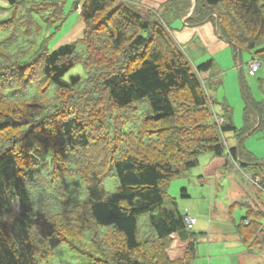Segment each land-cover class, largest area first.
I'll return each mask as SVG.
<instances>
[{"label": "trees", "instance_id": "16d2710c", "mask_svg": "<svg viewBox=\"0 0 264 264\" xmlns=\"http://www.w3.org/2000/svg\"><path fill=\"white\" fill-rule=\"evenodd\" d=\"M64 1L6 0L12 11L0 20V264H44L65 243L90 264H190L196 233L167 186L207 153L250 169L264 190V159L243 145L264 128V98L242 82L243 124L223 102L219 130L200 77L209 80L213 61L192 65L170 24L215 26L217 17L218 37L264 64V0H195L188 18L192 0L145 14L128 0H76L81 37L49 52L53 31L29 53L35 17L58 30ZM77 64L84 75L64 79ZM225 132L237 146L225 147ZM109 176L112 191L103 187ZM245 205L236 231L252 250L264 245V212Z\"/></svg>", "mask_w": 264, "mask_h": 264}, {"label": "rangeland", "instance_id": "374dc122", "mask_svg": "<svg viewBox=\"0 0 264 264\" xmlns=\"http://www.w3.org/2000/svg\"><path fill=\"white\" fill-rule=\"evenodd\" d=\"M75 1L76 0L64 1L63 11L67 17L58 30L53 29V26L47 24L48 22L42 20L39 15L35 17L40 25V31L37 36L35 35L31 38L33 45H31L29 53H32L38 48L43 38L49 36L53 31L55 33L51 35L46 42V48L49 52L61 44L75 40V38L70 40H64L63 38L65 32L73 25V18L76 17L80 19L76 11L73 9V3ZM79 3H81V0H79ZM10 11H12V8L8 7L6 0H0V20L7 17L10 14ZM144 12V10L143 12L140 11L142 14ZM183 24L182 20H174L170 24V29L175 32L180 31L183 28ZM213 35L216 36L214 31ZM196 36L197 37L193 38L191 42H184L182 45H178L192 65H197L208 59H212L213 68L209 80H207L208 73L203 72L200 74L206 81L207 94L214 101L213 108L218 113H220L221 103H228L231 108L232 123L237 127H241L243 124V112L245 108L241 84L242 82L245 84L246 88L251 91L253 97L259 100L263 99L264 64L262 63L260 65L258 69L259 71L256 72L255 75L250 76L248 75V67L251 57L248 52L243 51L241 53V59L239 62L232 46L226 45L219 49H214L212 52L209 50V46H207L198 35ZM27 43L28 38L23 37L19 39L15 44L16 50L18 49V44L22 47L24 45L26 46ZM23 50H25V48ZM205 73L206 76L204 77L203 74ZM74 74L84 75V70L81 64H77L71 68L65 74L64 79L67 80L70 75ZM218 81L220 82L218 83ZM254 128L249 131L247 135L248 137L244 136V145H246L245 147L253 148L258 153H264V128L262 130L253 131ZM223 135L228 144L234 143L235 137L232 133L225 132ZM207 156L216 157L207 153L201 155L199 157V164L193 168L186 177L181 176L173 179L167 186V193L174 198L178 210L180 212H183L184 210L189 211L192 213H189V215L196 220L192 230L196 233V257L190 262V264L197 261L199 258L200 262L202 260L203 243L198 235L200 234L198 231L199 220L202 219L207 221L209 218L210 221H214L220 218V215L224 214L227 219L233 217L235 223H239L241 217L246 215L247 207L245 203L247 202L249 204L254 203L259 209L264 211V190L257 193L255 192V189L249 180L250 170L245 169L246 171L244 170L243 173H241L234 165H229L222 167L219 170L217 169L218 175L211 176V178L210 176H205L204 182H198L197 174L203 172V163L204 165L206 162L209 163ZM182 182H185V187L188 189L190 197L182 196ZM116 185L117 179L115 176H109L103 181V187L107 191L114 190ZM15 207L17 208V204H15ZM249 252L253 253L255 256L262 253L263 256L261 263L264 264V245L254 247L252 250H249ZM253 260L257 261L255 258H253ZM90 263L91 259H89L86 254L82 253L77 247L73 248L65 243L60 250L44 264Z\"/></svg>", "mask_w": 264, "mask_h": 264}, {"label": "crops", "instance_id": "0c3cea01", "mask_svg": "<svg viewBox=\"0 0 264 264\" xmlns=\"http://www.w3.org/2000/svg\"><path fill=\"white\" fill-rule=\"evenodd\" d=\"M167 1L168 0H128V3L132 4L133 8L136 9L137 11L143 12V10L145 11L146 9H157L159 8V6H161V4L166 3ZM75 11L78 15L77 10ZM73 19H74V23L65 32L63 36L64 40H67V39L70 40L73 38H75L76 40L81 37L82 30H83V22L81 21V19H78L76 17ZM181 20L183 21L184 18ZM213 31L216 36L213 35ZM171 35L173 36V38L179 45H182L184 42L185 43L191 42L193 38L197 37L196 35H198L201 38V40L207 46H209L208 48L212 52L214 49H219L227 45L222 39L218 37L215 31V26L211 22H207L200 26H194V27L187 26L184 23L183 28L180 31H177V32L171 31ZM203 75L205 77L206 73ZM256 100H259V99H256ZM248 133L245 136H247ZM224 139L226 142V148L235 147L238 144V140H236V138L234 139V143H229V144L225 137ZM243 145H244V141H243ZM245 146L246 145H244V147ZM245 149L259 160L257 161L258 163L264 159V153H258L253 148H249V147H245ZM207 157H208L207 160L209 161V163L206 162L205 165L203 163V166H204L202 170L203 172H199L197 174L198 182H204L205 176L206 177L210 176L211 178V176L218 175L217 169L219 170L222 167L230 165V164L227 165L225 157H209V156ZM246 170H250V169H246ZM252 173L253 172L251 171L250 175H252ZM249 180L251 181L256 193L263 191V190H258L256 188L255 183L250 177H249ZM182 186H183L181 189L183 192L182 196L190 197V193L188 192V189L185 187V182H182ZM246 204H248L253 209L261 210L257 207V205H254V203L249 204L247 202ZM181 213L183 215L184 214L189 215L190 212L187 210H184ZM244 222L247 223L248 220H245ZM237 224L238 223H235V219L233 217L232 218L230 217V219H227L224 216V214L220 215V218L214 221L213 220L210 221L209 218L207 221L202 220V219L199 220L198 221V231L200 234L198 235L200 237L201 242L203 243L202 260L200 262L199 260L200 258H199L197 261H194L192 264H263L261 263L263 254L261 253L255 256L253 253L249 252V248L245 244H243V242L241 241L236 231ZM253 258L257 259V261L253 260Z\"/></svg>", "mask_w": 264, "mask_h": 264}, {"label": "built area", "instance_id": "2783aa9c", "mask_svg": "<svg viewBox=\"0 0 264 264\" xmlns=\"http://www.w3.org/2000/svg\"><path fill=\"white\" fill-rule=\"evenodd\" d=\"M260 65L261 64H260V62L258 60H255V59L252 60L251 59V61L249 62V67H248V75H250V76L255 75V73L258 71ZM200 77L202 78L201 75H200ZM211 112H212V116H213L214 122H215L217 128H219V130H220V126L223 123V117L220 115V113L216 112L214 108L211 109ZM220 134H221V137H222V142H223V144L226 147V142H225V139L223 137L224 135H223V133H220ZM235 168L237 170H239V168L237 167L236 164H235ZM254 181L258 183L257 179L254 180ZM183 221L185 223L186 228L190 229V230L193 229L194 223L196 222L195 218L191 217L188 214H184L183 215Z\"/></svg>", "mask_w": 264, "mask_h": 264}, {"label": "water", "instance_id": "95a60500", "mask_svg": "<svg viewBox=\"0 0 264 264\" xmlns=\"http://www.w3.org/2000/svg\"><path fill=\"white\" fill-rule=\"evenodd\" d=\"M192 2H193L192 8H191V10H190V12H189V14L187 15L186 18L190 17L193 14L194 10H195L196 1L195 0H192ZM218 27H219V19L216 17V19H215V31H216V34H217V31H218ZM237 58H238V60L240 62L241 53H240V50L239 49H237ZM239 71H240V66H239ZM237 148H238V151H239V147H237Z\"/></svg>", "mask_w": 264, "mask_h": 264}]
</instances>
